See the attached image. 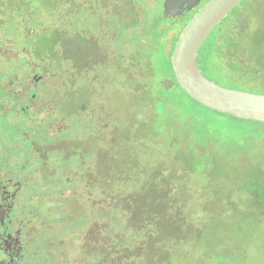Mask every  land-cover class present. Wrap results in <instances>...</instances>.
Here are the masks:
<instances>
[{
	"label": "rangeland",
	"instance_id": "1",
	"mask_svg": "<svg viewBox=\"0 0 264 264\" xmlns=\"http://www.w3.org/2000/svg\"><path fill=\"white\" fill-rule=\"evenodd\" d=\"M100 2L0 0V57L1 51L6 53L0 77L11 73L20 108L12 128L0 135L13 141L19 153L16 166H26L25 198L31 200L32 214L36 211V226L54 247L68 249L66 254L75 249L69 263L78 261L80 238L97 219L80 178L86 169L96 173V155L85 152L109 151L113 141L124 140L120 143L128 144L118 153H125L114 157L115 166L121 170L133 164L134 169L128 185L119 189L145 190L149 175L170 168L182 179L178 193L189 198L184 200L187 207L178 205L180 215L204 236L206 246H213L208 259L191 233L182 232L175 248L158 251L165 263L175 249L168 264H237L236 259L239 264H264V206L259 203L262 194L256 193L264 191V123L206 110L174 84L164 87L169 78L162 44L168 53L173 43H165L168 37L159 32L150 50L139 38V27L130 26L143 13L150 24L157 2ZM127 15L130 28L117 33L121 17ZM154 23L158 28L159 21ZM178 32L177 23L172 33ZM197 62L202 74L220 87L264 95V0L239 4L202 44ZM36 64L41 86L33 84L38 89L30 91L39 90L38 103L30 104L26 79ZM10 93L0 89V97ZM4 126L0 120V130ZM54 142L59 144L56 149ZM101 160L105 163L106 158ZM176 160H185L207 179L186 174L189 167L177 168ZM234 188L249 200L231 195ZM170 199L179 201L177 194Z\"/></svg>",
	"mask_w": 264,
	"mask_h": 264
},
{
	"label": "trees",
	"instance_id": "2",
	"mask_svg": "<svg viewBox=\"0 0 264 264\" xmlns=\"http://www.w3.org/2000/svg\"><path fill=\"white\" fill-rule=\"evenodd\" d=\"M100 1L101 5L103 6L108 2L115 0ZM154 2H157L156 4L158 7V11L156 12V14L152 15L153 20L151 19L150 24L145 22L146 16L143 13L140 18L137 17V19H139L137 20V22L132 21L136 19V17H134L131 20L130 25L132 26V28L139 27V38H141L140 40H144L147 42L148 47L151 48L150 50H152L155 46V42L152 40L156 39L157 33L160 32L165 36V33L161 30L160 26L166 25V20H169V18H162V5H159V1L154 0ZM6 4L8 7H10L9 4L11 3L10 1H8ZM121 18L122 19H120L121 21L118 24L120 31H117V33L120 32V34L122 30H126L125 32H127L128 28H130L128 23L130 22V18L128 17V15ZM189 18L190 16H185V18H180L173 21L172 24H174L175 26L178 23L180 30L181 27L186 24ZM155 19L159 21L158 28L154 23ZM162 53L163 58H165L164 65L168 70V78L173 79V82L175 84L174 86L179 88L193 103L197 104L178 86L174 78V74L171 70V51L166 53L164 44H162ZM37 57H40L41 59L48 58V56L43 57L39 55H37ZM44 61L48 62V60ZM36 69L38 71H41L39 66ZM75 78L76 76H74V79ZM31 93L32 92L30 91V98H37L38 93ZM206 110L209 109L206 108ZM15 117L16 115L14 116L13 120H16ZM96 142L94 144H96ZM120 142L124 143V140H121ZM120 142L115 143V141H113V147L111 146V149H109V151L102 152L103 149L91 151V149H88L85 152V154L89 153V155L92 156L93 153L94 155H96L93 161L95 163L96 173H92L91 169H86L84 172L85 174L83 176H80V178L85 179V181H83V185H87L86 189L91 194L89 198L94 201L93 205H95L96 207L94 208L95 211L93 212V214L95 213L97 219L96 221L93 220L95 223L91 225L88 231L84 233L83 238H85L86 241L84 245L85 253L83 254V256L86 257L87 261L84 260L82 263L168 264L173 260V258H170V255L172 253H175V249L168 255V257H166V260H168L167 263L163 261L164 259H162V256L160 255V253H158V251L171 245V249L175 248L174 245L177 244L178 241L182 240L180 238L182 237L181 235H183L181 234L182 232L186 233V235H189V233H191L190 236L194 237L191 238L192 242H195L198 250H206V258L212 259L211 254H213V246L208 247L205 245V242L201 241H204V239L202 238L204 236L201 237L199 232L194 231V226L191 227L192 224L189 226L188 221L185 222V219H183L182 217L183 215L178 209V205L181 207H187V205L184 204V200L188 201L189 198L188 194L184 192H182V196L180 195V193H178L179 190L182 191V179L175 176L176 173H173L170 168L157 169L154 171V173L149 175L148 180H146L147 184L145 186V190H141V186L139 187L138 192H136L137 190L128 191L123 190L124 188L119 189L121 188V186L125 187L126 185H128V182L131 178L128 174H130L131 170L134 169L133 164L128 165L125 169L121 170H119L117 166H115L116 161L114 157H121L125 153L123 152L119 154L118 150L123 151L124 146L128 144L125 141V144L123 146V144H121ZM56 147H59L58 142H54L52 148L56 149ZM81 156L84 157L83 153L81 154ZM143 156L147 157V154ZM104 158H106L105 163L99 162L100 159H102L101 161H103ZM173 163L177 165V168L184 169V171L189 167H187V162L185 163V160H176ZM194 173H198V176L203 175L206 179L208 177L206 174L199 171L196 167L192 168L190 166L186 174L190 175ZM140 176L141 173H139V178ZM238 192H241V190L238 189ZM229 193L231 195L238 194L235 188L229 191ZM256 193L262 194L259 196V203L264 206V191H258ZM176 194L179 197V201L177 202V204L170 199L171 196H176ZM238 196H241L240 198L245 199L246 201L249 200L248 196L242 193H239ZM83 204L85 205V203ZM190 209L192 210V208ZM174 213L176 215V218ZM96 222L98 223L96 224ZM183 238L185 237L183 236ZM183 240L186 243V239ZM178 251L179 250L177 249L176 252ZM162 253H164V250H162ZM228 259L232 260L230 258ZM234 261H238L237 264L241 263V261L237 259Z\"/></svg>",
	"mask_w": 264,
	"mask_h": 264
},
{
	"label": "flooded vegetation",
	"instance_id": "3",
	"mask_svg": "<svg viewBox=\"0 0 264 264\" xmlns=\"http://www.w3.org/2000/svg\"><path fill=\"white\" fill-rule=\"evenodd\" d=\"M208 1L210 0L201 1L194 11L182 13L173 20L169 18V20H166V25L160 26L165 36L168 37L165 43H167V41L173 43L172 51L181 30ZM230 13L228 15H230ZM185 16H190V18L187 20L186 24L181 27L178 33L173 34V21L185 18ZM0 26H2V24H0ZM171 36H173L172 40H170ZM173 40L175 42H173ZM1 53L0 63L4 64L5 62L2 57L6 58V53L3 51H1ZM9 57L14 58L11 56ZM32 64L33 63H31V68H33ZM11 66L3 70L8 71V68ZM37 67L36 64L33 74L30 75V77L28 75L26 79L27 95L30 104L38 103V96L37 98L29 97L31 88L36 90L33 84L39 85V79L41 80L42 78L37 76ZM10 75L11 73L4 72L0 77V89L11 92L7 97H0V120L5 122V129L0 130L1 134L8 133V128H12L11 125L14 124L13 119L15 110H20V108L15 105V84L12 78H10ZM167 81L173 82V79L169 78ZM39 86H41V84ZM37 93L39 95V90ZM2 109L6 111L3 112ZM22 111L25 112L26 110L24 109ZM11 121H13V124L10 125ZM10 141L12 142V148L9 144ZM17 154L19 153H16L13 141L0 135V264H83L82 262L84 260L87 261L86 257L83 256L85 253L84 245L86 241V239L83 238L84 234L80 238L78 250H76L78 261L76 259L75 262L69 263L70 252L75 251V249H70V252H68L69 254H66L68 249L54 247V244L49 241L50 239L47 233L42 231V229H38V226H36L37 223L33 221V216L35 217L34 213L36 211L32 214L31 200L25 198L28 183L26 177L27 173L24 171L26 166H16L15 158ZM40 218L45 220L44 217L40 216Z\"/></svg>",
	"mask_w": 264,
	"mask_h": 264
},
{
	"label": "water",
	"instance_id": "4",
	"mask_svg": "<svg viewBox=\"0 0 264 264\" xmlns=\"http://www.w3.org/2000/svg\"><path fill=\"white\" fill-rule=\"evenodd\" d=\"M206 0H163L162 18L174 19L194 11ZM244 0H210L181 30L170 56L178 86L199 105L234 119L264 123V95L218 86L201 72L197 53L215 28ZM169 36V35H168ZM166 81L164 87L173 85Z\"/></svg>",
	"mask_w": 264,
	"mask_h": 264
},
{
	"label": "clouds",
	"instance_id": "5",
	"mask_svg": "<svg viewBox=\"0 0 264 264\" xmlns=\"http://www.w3.org/2000/svg\"><path fill=\"white\" fill-rule=\"evenodd\" d=\"M172 52V51H171ZM172 54V53H171ZM198 104V103H197ZM201 106V105H200ZM203 107V106H202Z\"/></svg>",
	"mask_w": 264,
	"mask_h": 264
}]
</instances>
